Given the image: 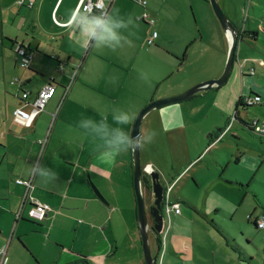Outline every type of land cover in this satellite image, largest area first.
I'll return each instance as SVG.
<instances>
[{
  "label": "crops",
  "instance_id": "crops-1",
  "mask_svg": "<svg viewBox=\"0 0 264 264\" xmlns=\"http://www.w3.org/2000/svg\"><path fill=\"white\" fill-rule=\"evenodd\" d=\"M17 1L0 0V247L10 239L7 264H143L132 184L131 149L108 157L104 155L103 138L113 129H123L130 136L136 116L147 104L181 94L204 81H181L178 76L189 61V55L187 58L185 54L186 45L203 41L205 34L201 29L199 38L190 36L186 42L182 41V49L179 50L173 47L174 40L169 41L163 31L164 12L159 1L147 0L154 2L153 7L147 2L142 6L133 0H115L108 13L115 12L125 21L131 20L128 27L131 26L136 33L135 39L132 38L127 55L120 47L103 52L87 42L77 25V16L84 14L80 11L81 0H31L32 7L19 6ZM178 1L184 7H187L186 3L195 7V0ZM246 1L241 4V12L245 9ZM145 12L156 14L158 20H155L154 26L149 27L144 21V25L141 24ZM152 31L157 32V38L152 45H148L147 38ZM244 36H239V41ZM14 43L23 45L32 54L26 69L20 67ZM224 43L226 49L225 39ZM85 52L86 58L80 63ZM159 56L163 59L160 60ZM245 61L243 63L235 54L238 73L235 88L238 91L240 80L242 93L239 92L238 100L244 95L248 97L254 94L262 98L264 86L255 83L249 73L251 69L256 72V67L248 65L247 59ZM223 64L224 60L213 78L219 76ZM131 72H135L132 77ZM14 80L19 84H13ZM167 81L162 90V84ZM229 81L221 87H213L187 100L155 110L156 113L149 120L153 122L155 130H162L167 153L176 146L183 158L188 156L187 149L195 140L186 135V130L198 129L196 117H200L204 111L222 112L224 105L221 102L229 97L225 91ZM50 83L54 85L55 92L44 110L30 126L17 123L14 111L17 108L29 111L31 108L20 99L19 89L22 87L28 92V101L32 102ZM211 103L214 104L213 108ZM118 112L128 113L130 121L127 124L118 123L114 119ZM189 114L194 116L192 121L187 120ZM231 125L227 130L215 122L206 128L211 141L205 151L211 148L212 164L219 176L213 178L217 189L214 188V194L208 192L202 208L177 198L182 196L179 191L174 200L171 196L174 187L201 159L193 164L188 160L175 177L165 176V185L168 186H162L164 197L166 189L173 185L169 200L179 203L180 214L171 213L167 218L163 210L161 233L149 234L156 264H252L256 260L253 254L244 252L246 248H243L241 239L243 231H248V224L254 225L255 220L260 219L259 215L252 216V213L246 212L244 224L239 223L236 219L237 207L215 194L226 183L222 175L228 171L217 155L225 145L224 140L239 142L236 137L229 138L231 130L238 127L235 121ZM45 139L46 145L41 151L39 141ZM142 140L141 168L142 161L146 162L145 165L151 164L147 163L146 155L153 148L142 143ZM237 155L235 165L241 166V158L245 155L243 149H237ZM232 161L229 159L227 164ZM42 167L53 171L55 176H40L36 169ZM207 168L211 170L210 164H207ZM30 178L33 179L31 195L48 204L51 211L42 221H32L27 216V205L23 218L16 221L24 186L16 184L15 179ZM234 178L233 182L228 183L238 185L244 198L248 194L253 195L264 210L263 201L260 202V198L255 196L264 191L252 188L249 176L245 174L235 173ZM196 182L194 175L191 176L195 190L200 188ZM93 187L102 200L97 197ZM182 207L186 210L183 211ZM208 208L213 214H208ZM191 210L197 212L199 217L195 218ZM217 213L224 214L241 237L217 223L214 217ZM261 217H264V213ZM221 218L224 220V216ZM207 224L217 231L220 240L202 236L193 228L201 227L207 232Z\"/></svg>",
  "mask_w": 264,
  "mask_h": 264
},
{
  "label": "rangeland",
  "instance_id": "rangeland-1",
  "mask_svg": "<svg viewBox=\"0 0 264 264\" xmlns=\"http://www.w3.org/2000/svg\"><path fill=\"white\" fill-rule=\"evenodd\" d=\"M144 1H146L149 5H154V2L152 1ZM157 1H159L158 3H161L163 5V31L165 32L166 37L169 38V41L174 40V48H179V50H181L182 41L185 40L186 42V40L190 36L192 38H199V31L201 32V29L202 32H204L205 34V38L203 41L197 42L196 44H192V42H190L186 45L185 54L187 58L189 55V61L185 64L183 71L178 76L179 80L194 82L197 79H204V81L202 82H205L208 80H214L219 78L223 71L224 64L226 61L228 52V42L218 20L215 18L209 6L208 0H205L206 2H199V0H195V7L193 8L188 3H186L187 7H185L187 8V11H185L186 8L178 0ZM217 1L222 6L223 10L225 7L226 12H224L231 16V19H229L235 25L236 23L240 24L239 26L236 25L237 27L242 28L247 26L250 31H256L258 33L256 39H253L249 36H244V39L242 41H239L238 48L236 50V58L240 57L243 63H246L245 59H247L248 65L256 67V72L250 78L253 79L255 83L264 86V70L260 68L259 63V61H264V0H247V5H249V3L251 2L253 6V9L249 10L248 14L246 13V11L241 12V4L245 0ZM176 7L184 11L181 12L180 10H177ZM236 7L237 10H235ZM148 14L150 18H153L156 21L158 20L155 13L150 14L148 12ZM141 22V24L144 25V22ZM120 31L122 35L127 38L128 41L122 43V46H120V48H122L124 51L123 53L127 55L129 51L128 47L132 45V38L133 40L135 39L136 33L134 32L131 26H127L126 28L121 29ZM224 39L226 40V49L224 48ZM108 49L109 48L107 47L101 48L103 52H108ZM87 53L85 52L80 63H82L83 60L86 58ZM159 59L161 60L163 59V57L159 56ZM223 60L224 64L221 73L217 78H213L218 74L220 70V63ZM75 71L77 72L78 69L76 68ZM134 74L135 72H131V77L134 76ZM237 76V64H234L232 73L230 75V78L228 79L230 81L225 86V91L228 93L229 97L221 102V104L224 105L222 112L211 111L209 113L204 111L200 114V117H196L198 129L194 128L186 130V135L190 137L191 140H195V143L200 141L199 145L193 143V145L191 144L189 146L186 154L188 156L183 158V154L176 146L171 149L169 153H167L168 147L166 146L165 137L162 130H155L153 122L149 120L151 119V117L153 118V115L156 113L155 111L151 112L148 115L145 123L142 124L141 132L144 133V136L154 134L152 141L150 143H146L149 146H153L151 152L147 153L146 157L147 163H151L152 165H149L153 166L152 169L158 172L159 182L162 186H168V184L165 185V176L175 177L176 175H178L181 172L183 165L186 164L188 160L191 164H193L194 162L201 159L197 166L195 165L194 168L189 171V169H191L192 167L191 166L185 172L187 173L189 171L188 174L184 177V179L180 181L176 185V187H174V190L171 195L173 200L175 199L174 196L178 194L177 191H179V194L181 193L182 196H178L177 198L189 201L193 204H197L199 208H202L206 198H208V192L214 194V188L217 189L214 186V183L216 182L213 181V178L219 175L218 172L215 171V166L212 164L213 153H209L211 152L210 147L207 149V151H205L206 146L210 144L211 141V139L208 138L210 133L209 131L206 132V128L213 126V124L216 122V124L221 125L220 128H225L228 130L231 123L234 122L232 120V114H235V104L238 100L239 92L241 93L239 79L238 91L235 88ZM168 82L169 81L162 84V90L164 86L168 84ZM261 91L264 92V90ZM254 95L256 97L251 98L253 101V104L251 106H238L239 118L246 124H251L252 122L256 121H258L260 124H263L264 97L262 96L261 98L257 94ZM249 97L250 96L246 97L244 95L243 99L245 100V102ZM207 107H209V105H207ZM211 107H214L213 103H211ZM215 107L216 109H220L217 106ZM207 117H209L208 120H206ZM193 119V115L187 116L188 121H192ZM235 123L238 125V127H234L231 130V132L229 133V138L233 139L234 137H236L239 139V142L234 143L228 139L224 140L225 145L221 147V152L217 155V158L227 167L228 171H226L224 175H222L224 176V182L226 183L223 184V187L219 188V193L215 192V194L237 207V222H243L244 224L247 218L246 212H248L249 214L252 213V216L259 215V218H261V214L264 213V210L254 200L253 195L248 194L247 197L244 198V194L239 189L238 185L234 183L229 184L228 182L234 181L235 173H242L243 175L245 174L246 176H249L248 181L252 188H258L264 191V164L262 165V160L264 161V137H260L253 134L248 130L246 126L242 125L239 121H235ZM237 149H243V152L245 153V155L241 158V166L235 165L236 157L238 156ZM255 157L258 158V160ZM229 159H232L233 161L232 163L227 164ZM145 164L146 162L142 161V171L146 166H148ZM207 164H210L211 170L207 168ZM193 175L197 181L196 183L200 186V188L198 187L199 189L197 188V190H195L196 188H194L191 183V176ZM185 181L186 183L184 184ZM211 182L212 184L209 185V183ZM150 192H144V202L146 207L151 206L153 203V196H151L152 193ZM255 196H258L260 198V202L263 201L262 203L264 204L263 192L255 194ZM182 210L184 211L186 209L182 207ZM190 212L195 218H197V216L199 217L198 213L194 212V210H191ZM207 212L208 214H213V211L210 208L207 209ZM221 216H224V220L221 218ZM214 217L217 223L221 224L226 231H232L233 233L236 232L234 225L231 224V222L224 214L217 213L214 215ZM248 226V231H243L244 235H242L243 237L241 239L243 248H246L244 249V252H246V254H253L256 257V260L252 261V264H264V229L257 230L252 225V223L248 224ZM193 228H195V230L197 229L199 234L202 236H206L209 239L211 237H217V239L220 240V236L216 234L217 231H214L211 227H209L208 224L206 228L207 232H205L204 229L201 227ZM236 234L241 237L238 232H236ZM245 241L248 242L247 245L244 244Z\"/></svg>",
  "mask_w": 264,
  "mask_h": 264
},
{
  "label": "water",
  "instance_id": "water-1",
  "mask_svg": "<svg viewBox=\"0 0 264 264\" xmlns=\"http://www.w3.org/2000/svg\"><path fill=\"white\" fill-rule=\"evenodd\" d=\"M209 6L218 20L228 42V52L226 61L224 64L223 71L219 78L214 80H208L205 82L198 83L191 88L187 89L181 94L172 97H166L158 100H154L147 104L136 116L134 123L131 128L130 137L137 139V146L131 149V166H132V184L133 191L136 200V213L137 222L141 240L142 248V261L143 264H156V257L152 256L149 234L153 233L155 235L160 234L163 228V215H162V201L164 195V189L159 182V175L156 171L151 173V193L153 196V203L151 206L146 207L143 197V184H142V168L140 160V142L143 138V133L141 132V126L145 123L147 116L165 106L167 104H172L187 100L196 94L209 91L213 87H221L230 78L234 64H235V53L238 48L239 43V29L238 27L229 19V17L224 12L222 6L217 0H208ZM95 194L99 199H103L100 193L93 187ZM151 219V222L149 221Z\"/></svg>",
  "mask_w": 264,
  "mask_h": 264
},
{
  "label": "built area",
  "instance_id": "built-area-1",
  "mask_svg": "<svg viewBox=\"0 0 264 264\" xmlns=\"http://www.w3.org/2000/svg\"><path fill=\"white\" fill-rule=\"evenodd\" d=\"M18 0L17 4L19 6L27 5L28 7L33 6V2L31 0ZM134 2L141 4L142 6L146 5V1L144 0H133ZM114 0H81L80 2V11H82L84 14L89 13V14H104L108 13ZM142 21H144L149 27L154 26L155 20L153 18H150V16L145 12L142 14L141 17ZM157 38V32L152 31L150 35L148 36L147 39V44L152 45ZM14 51L17 55V57L20 60V67L21 68H27L30 60L32 59V54L27 51V49L21 45V44H16L14 46ZM260 66L264 68V61H259ZM13 84H19L17 80H14L12 82ZM68 91V88L65 90L64 95H66ZM55 92V87L53 84H47L46 86L43 87V89L40 91V93L37 95L34 101L29 102V93L22 90V87L19 89V96L22 101L30 105V110L25 111L22 110L21 108H17L13 115L14 119L17 123L21 125H26L30 126L35 119V117L44 110V106L46 103L53 97ZM255 98V97H254ZM247 103L253 104L252 99L247 98L246 100ZM55 117V116H54ZM257 122V121H256ZM254 122V123H256ZM256 131L260 133L262 136H264V123L263 124H258L256 123ZM41 151H43L45 145H46V139L39 141ZM153 169L150 165L146 166L144 170L142 171V177H145L149 182H151V173ZM33 179H15V183L18 185L24 186V193L22 195V200H21V206L16 213V221L20 220L23 218V212L25 209V206H29V209L27 211V216L28 219L32 221H42L48 212L51 211V207L46 204L40 202L38 199L34 198L31 195V190H32V181ZM173 185L169 186L168 189L166 190L164 201L162 202L163 205V210L165 213V216L169 218V215L171 213L175 214H180V207L177 203H172L169 200V195L172 190ZM145 192H148V189L143 187ZM258 227L261 228L264 226V221L260 220L258 222ZM169 227V224L165 226V229L167 230ZM9 241L4 245L0 247V264H7V252H8V246H9Z\"/></svg>",
  "mask_w": 264,
  "mask_h": 264
},
{
  "label": "clouds",
  "instance_id": "clouds-1",
  "mask_svg": "<svg viewBox=\"0 0 264 264\" xmlns=\"http://www.w3.org/2000/svg\"><path fill=\"white\" fill-rule=\"evenodd\" d=\"M129 23H131V20L125 21L115 12L104 14L85 13L77 16V25L81 28L87 42L96 48L107 47L115 50L122 46V43L128 42L120 30L126 28ZM114 119L120 124H127L131 116L128 113L118 112ZM153 135L144 136L142 143H150ZM103 139L104 155L108 157L137 146V139L130 137L123 129L110 130ZM36 171L42 177L52 178L55 176V173L48 168H37Z\"/></svg>",
  "mask_w": 264,
  "mask_h": 264
},
{
  "label": "trees",
  "instance_id": "trees-1",
  "mask_svg": "<svg viewBox=\"0 0 264 264\" xmlns=\"http://www.w3.org/2000/svg\"><path fill=\"white\" fill-rule=\"evenodd\" d=\"M251 9H253V6H252L251 2L249 3V5H247V1H246V5H245L244 12L246 11V13L248 14L249 13V10H251ZM242 35L249 36V37H251L253 39H256L258 33L256 31H250L249 28H247V26H246V27H242V28L240 27L239 28V36L242 37ZM15 45L16 44L14 43V46ZM254 73H255V69H251L250 75L252 76V75H254ZM242 75H244L243 72H242ZM254 97H256V96L255 95H251L249 98L251 99V98H254ZM238 106H246V107H249V106H251V104L245 102V100L243 98H240L237 101L236 105H235L236 110H235V114H234V117H233L232 120L233 121H239L242 125L246 126L248 128V130L250 132H252L253 134H255L257 136H260V137H264V136H262L260 133H258L256 131V123L259 124L258 121L256 123L252 122L251 124H246V123H244L243 121L240 120L239 115H238V111H239ZM142 184H143V187L147 188L149 192L151 191L150 182L145 177H142ZM176 203L179 204L178 202H176ZM249 219H250V216H249ZM260 220H263L264 221V217H261L260 219L255 220L254 225L252 224L255 227V229H257V230L264 229V226L261 227V228H259L258 225H257Z\"/></svg>",
  "mask_w": 264,
  "mask_h": 264
},
{
  "label": "bare ground",
  "instance_id": "bare-ground-1",
  "mask_svg": "<svg viewBox=\"0 0 264 264\" xmlns=\"http://www.w3.org/2000/svg\"><path fill=\"white\" fill-rule=\"evenodd\" d=\"M239 29V28H238ZM148 39V38H147ZM17 44V43H16ZM236 54V53H235ZM250 73V72H249ZM168 189V188H167ZM166 189V190H167ZM143 197H144V193H143ZM163 197H164V195H163ZM163 202V201H162ZM179 205V204H178ZM162 213H163V205H162Z\"/></svg>",
  "mask_w": 264,
  "mask_h": 264
}]
</instances>
